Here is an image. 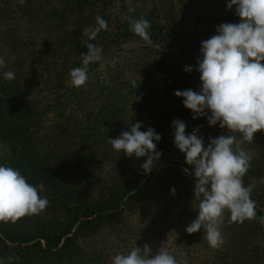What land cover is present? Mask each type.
<instances>
[{"label": "rangeland", "instance_id": "rangeland-1", "mask_svg": "<svg viewBox=\"0 0 264 264\" xmlns=\"http://www.w3.org/2000/svg\"><path fill=\"white\" fill-rule=\"evenodd\" d=\"M91 2L93 7L87 15L88 10L66 12L64 0H0V57L6 64V67L0 68V76L11 70L18 78L24 73L21 70L23 64L34 60L49 72H54L53 68L59 62L55 59L56 55L51 54L58 44L56 37L72 29L78 20L89 18V23H97V16L106 18L108 32L114 37L112 45L108 46V66L113 67L111 74L106 70L108 66L97 65L93 78L87 83V90L77 88L71 96L68 90L72 85L56 93L51 90L41 93L34 88L29 96L39 102L34 122L24 123L29 126L27 132L31 146L28 149L34 153V161L41 167V179L34 186L49 203L38 215H26L14 223L0 222V230L23 233L30 238L27 243L13 244L2 233L0 238L11 249L34 247L35 252L23 256L25 264H112V257L118 253L127 254L135 243L141 248L147 244L153 254L163 245L177 260L186 258L188 264H264V224L258 221V213L256 220H245L240 224L230 222V213L226 210L221 227L224 243L220 249L209 246L203 228L192 234L186 231V227L198 216L200 200L194 194V172L186 163L185 154L174 143L173 121L185 123L186 135L198 128V136L203 138L205 148L210 138L229 135L227 128L222 129L219 122L210 126L207 116L193 119L191 110L187 117L181 119L174 113L168 114L163 124L167 139L163 151L166 163L154 174L167 167L179 169L192 181L193 187L186 188L187 184L180 185L182 176L179 175L173 181L165 175L156 180L151 176L139 177L134 173L138 170L139 164L134 163L137 161L114 150L109 139L105 144L104 131L100 130L102 124L96 123L106 120L116 107L122 108L125 123L120 125L121 128H114V138L123 131L130 132V126L140 117V113L137 114L140 101L134 98H138L141 91L145 92L143 98H147V102L156 99L157 103L166 105L167 95L163 88L165 81H169L167 77H171V73L174 76L194 74L198 59H202V42L218 34L217 28L221 24L237 23L236 11L227 7L230 0ZM130 7L135 11L129 12ZM141 16L151 25L150 45L135 34L127 37L124 34L131 22ZM62 20L66 25L58 26ZM85 28H91V25L83 22V33ZM103 42L105 45L106 40ZM46 49L50 51L46 52ZM180 56L183 58L180 59ZM261 63L264 64V61ZM186 66H190L192 71L186 72ZM38 81L42 83L43 80L39 77ZM46 81L51 84L54 80L49 77ZM201 85L191 83L190 89L199 92ZM111 90L128 99L132 95V103L121 105L117 95L110 97ZM113 103L115 107H112ZM206 112L211 115L210 110ZM86 120L89 121L84 122ZM84 123H87L86 126ZM87 126L92 128L89 130ZM242 147L253 157L243 182L245 186L256 183L253 190L256 200H253L262 202V205L256 203V209L260 217H264V184L259 183L264 179V131H258L253 142H246ZM15 150V142L0 138V158H7ZM129 160L133 161L132 165L121 167ZM253 168L259 171L257 174L261 173L260 179L259 176L252 177V173L248 175ZM129 183L135 188L122 197L116 210L84 216L58 246L50 241L53 235L64 230L74 214L82 215L85 207L91 209L115 192H124ZM83 222L92 223L73 236ZM69 238L73 244L64 252L42 258L44 255L39 253L40 249L57 251ZM180 253H186V257ZM19 257L17 250H10L6 255L0 249L3 264H17Z\"/></svg>", "mask_w": 264, "mask_h": 264}, {"label": "clouds", "instance_id": "clouds-1", "mask_svg": "<svg viewBox=\"0 0 264 264\" xmlns=\"http://www.w3.org/2000/svg\"><path fill=\"white\" fill-rule=\"evenodd\" d=\"M233 5L241 22L221 24L218 34L202 42V59L197 61L202 82L200 91L175 92L177 97L184 98L183 104L192 111L193 119L207 116L210 126L219 122L229 132L227 136L210 138L205 148L198 128L186 135L185 123L173 121L174 143L194 172V194L200 200L198 216L186 231L192 234L203 228L204 238L213 249L223 246L221 227L226 210L230 213V222L243 224L245 220L257 219L256 202L251 198L256 183L245 186L243 182L253 157L242 145L253 142L254 135L264 131V64L261 63L264 61V0H230L227 7L231 9ZM134 11L129 8V12ZM96 22L95 29H84L89 41L108 28L102 17L97 16ZM150 27L143 16L130 24L131 31L148 45L152 43ZM86 46L88 52L81 56L82 66L69 73L71 85L84 90L89 81V65L103 62L100 47L91 42ZM3 67H6L5 60L0 57V68ZM184 70L191 72L192 68L186 66ZM3 77L13 80L15 73L5 71ZM141 127V123L132 124L130 132L123 131L119 137L110 139V143L114 150L128 157H146L141 167L150 173L161 155L153 141L158 142L161 137L153 128L140 131ZM259 183L264 184V179ZM48 203L19 170L0 165V222L14 223L26 215H38ZM259 222L264 224V217H259ZM179 255L186 257V253ZM112 264H188V261L177 260L163 245L153 254L147 244L141 248L135 243L127 254L112 257Z\"/></svg>", "mask_w": 264, "mask_h": 264}, {"label": "trees", "instance_id": "trees-1", "mask_svg": "<svg viewBox=\"0 0 264 264\" xmlns=\"http://www.w3.org/2000/svg\"><path fill=\"white\" fill-rule=\"evenodd\" d=\"M65 1V11H85L88 10V14L90 13L93 4H91L92 0H64ZM106 4V3H105ZM236 9V6L233 5L232 9ZM89 17V16H88ZM85 18V17H84ZM66 19V18H65ZM104 19V18H103ZM67 21V19H66ZM77 21V20H76ZM88 21V22H87ZM105 21L107 22V19L105 18ZM109 21V17H108ZM237 23L241 22V18L237 15L236 16ZM85 22V24L91 25L92 29H95L97 27V23L92 22L89 23V18H85L83 20H78L77 24L72 27V29L67 30L63 33L59 38L56 37L58 44H56V49L51 51V54H55V59L59 60L58 64L55 65L53 68L54 72H49L45 66L41 67L40 63L34 60L33 62L28 63L27 65L22 66L21 70H24V73L22 72L21 76L18 78L15 77L13 80H6L4 79L3 75L0 76V138L1 139H7V141L15 142V148L16 150L14 152H11L7 158H0V165L7 164L8 166H12L13 168L19 170L22 175H24L27 179V182L31 185H36V182L41 179L40 171L41 167L38 166V164L34 161V153L29 151L28 147L31 146V140H30V134L27 132L29 126L24 125L27 121L33 123L34 118L38 116V113L36 112L39 110L37 106L39 105V102L37 100H32L29 96L33 93V89L36 90L39 89V92L41 93H48L50 90L54 93L58 92V90L64 89L67 85H71L70 83V71L73 68L81 67L82 66V55H86L88 52V48L86 46L87 43H100L97 44L98 47L102 49V56H103V62H98L94 64L89 65V79L93 78V72L94 67L97 65H105L106 67L109 64V47L111 46L114 37L108 32L109 31V24L107 30H101L95 40L89 41L88 36L85 35L82 30L81 26L82 23ZM66 25V23H65ZM63 24V20L58 24V26H65ZM126 37L132 36L134 34L130 27H128L125 30ZM108 36V38L106 37ZM105 45L102 44L105 41ZM54 39L52 38L51 42H53ZM96 45V44H95ZM107 45V46H106ZM48 48V45H46ZM52 48V47H51ZM49 49H46V52H49ZM45 56V55H44ZM202 57V56H201ZM182 59L183 57H179ZM20 63L21 60H19ZM39 61V60H38ZM16 63V62H15ZM18 67V66H17ZM112 66H108L106 68L107 72L111 74ZM194 74H181L174 76L172 75L170 78L167 77L169 81H165L166 85L163 88L164 94H166L167 104H163V102H158L156 99H152V101L147 102V98L144 99V93L141 91L140 95L138 96V101H140L138 113H140V117L138 122L134 123H141L142 127L140 128V131H146V128H153L155 130V133L160 135L161 139L157 142L154 141L156 144V151L160 152L161 155L159 159L155 162L153 169L150 173H145V171L142 169L141 165L146 162V157H140L136 158L135 156L132 157L133 160H136L137 162H134L136 164H139L136 169L138 170H132L135 171L139 177L147 178L151 176L153 180H156L159 176L165 175L168 176L170 180H174L178 175L182 176L180 179V185L187 184L188 187H193L192 181H189V178H187V175L185 172L176 169L174 167H167L163 168L162 170H159L157 173L154 174V172L159 168L160 166L164 165L166 162L163 160V151L166 147L167 139L165 135V128H164V120L166 121V118L168 117V114L174 113L178 116V119H181L182 117H187V114H189V109H187L183 104V97H177L175 95L176 91H184L190 89V84H202L200 80V73L199 71L194 70ZM168 72V71H166ZM19 73V72H18ZM16 73V74H18ZM97 75V74H95ZM168 75V74H167ZM25 76V78H23ZM41 77L43 81L40 83V81L37 82V79ZM53 79L54 81L51 82V84H48L46 79L49 78ZM166 79V80H167ZM171 79V80H170ZM49 81V80H48ZM140 83V87H141ZM48 87V88H47ZM77 88L71 87L68 90V93L70 95H74L75 90ZM110 91V90H109ZM117 95V93H114L113 90L110 92V97ZM147 95V94H146ZM118 101L121 102V105H125L127 103H132L130 99H132V95H130V98L123 97L120 95H117ZM137 98V97H136ZM135 99V98H134ZM111 100H114L112 98ZM169 103V104H168ZM112 107H115L116 104L113 103ZM118 105L119 102H118ZM128 105V104H127ZM164 109L166 111L162 112ZM32 113V114H31ZM124 109H119L116 107L115 111H110L109 116L106 118V120L102 122H97L102 124L100 130H103V136L106 137V141L104 142L106 144L107 140L113 139L114 134L113 130L115 127H120V125H124L125 119H124ZM31 114V116H28ZM84 117H87L86 115ZM120 118V119H119ZM25 119V120H24ZM108 119V120H107ZM89 120H86L84 122H87ZM85 126L87 123H84ZM90 130L92 126H87ZM97 127V126H96ZM115 139V138H114ZM30 145V146H29ZM94 151V150H93ZM92 151V153H94ZM96 152V151H95ZM129 164V165H128ZM124 162V164H121V167H127L133 164V161L129 160V163ZM129 168V167H128ZM255 170V171H254ZM254 171V172H253ZM259 171L254 169L248 174L250 175L252 173V177H257L260 179L261 173L257 174ZM254 173V174H253ZM256 173V175H255ZM249 178V177H248ZM196 181V179H195ZM132 183V182H131ZM131 183L128 184V186L123 190L124 192H115L113 196H111L109 199H106L103 201V203L99 205H94L90 209L89 207H85V211L81 214H74L72 217V220L67 223L64 227V230L62 232H58L50 239V241L58 246L62 238L69 234L72 229L73 225L80 220L84 216L93 215L96 213H103V212H110L113 210H116L119 206V201L122 199L124 195H126L127 192L134 189L135 186H132ZM196 183V182H195ZM263 186H261L262 188ZM252 192V199H255ZM256 200V199H255ZM258 201V200H257ZM261 204L262 202H257ZM262 205V204H261ZM264 205V204H263ZM95 207V208H94ZM256 214L258 213V218L261 216L259 210L255 209ZM259 221V220H258ZM92 222H83L81 223V227L76 230L73 234V236H76L79 234V232L84 229L85 227H88ZM248 224V223H246ZM259 224V222H258ZM0 233H2L7 239L11 240L13 244L17 243H27L30 238L25 236L23 233H16L13 231H8L5 229H1ZM72 243V239H67L65 245L57 250V251H49V250H43L40 249L39 253L43 254L45 256L47 255H58L61 254V252L68 249ZM0 249L4 252H6V255L10 252V250L18 251L20 257L18 258L17 264H25V260L23 259V256H27L28 254H31L34 251V247L29 246H18L15 249H11L7 243H5L2 238H0ZM0 264H3V261L0 260Z\"/></svg>", "mask_w": 264, "mask_h": 264}]
</instances>
